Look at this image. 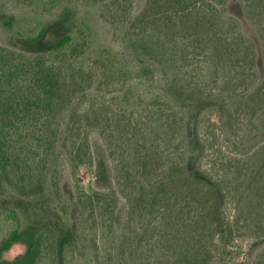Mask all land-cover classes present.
I'll return each instance as SVG.
<instances>
[{
	"label": "rangeland",
	"instance_id": "1",
	"mask_svg": "<svg viewBox=\"0 0 264 264\" xmlns=\"http://www.w3.org/2000/svg\"><path fill=\"white\" fill-rule=\"evenodd\" d=\"M232 1L215 19L220 31L230 14H241L238 7H232ZM145 2L127 0L122 9L115 11L103 0H0V47L22 45L18 36L4 26L2 14H14L24 29H31L53 19L70 3L79 17L85 18L84 26L91 31L95 52L112 53L117 73L110 88L94 87L92 97L100 102L106 97L112 101L111 108L123 111L128 120L144 115L148 105L154 108L175 93L167 88L176 71L174 63L181 61L183 49L193 51V44L194 67L186 66L182 73L190 75L179 85L204 88L209 94L218 90L201 116V125L207 148L203 165L220 180L219 194L223 198L215 201L208 190L192 189L177 199H162L153 210H142L143 204L130 202L117 186L113 161L99 130L90 131L93 163L76 167L63 157H46L39 134L18 122L14 160L17 169L28 174L26 183L33 196L14 187L11 189L16 193L12 195L11 178L0 175V239L11 226L6 210H2L7 204L19 210L25 222H32L42 209L82 226L83 238L67 264H264V93L258 99L248 96L263 79V72L252 79L248 88V84L244 86V75L228 59L222 64L217 86L216 70H209L204 62V42L188 41L185 36V46H177L176 51L169 50L162 56L137 46L128 34L127 20L137 15ZM239 31L257 34L258 45L264 42V5L259 0L254 19L245 22ZM167 41L174 45L173 37ZM142 64L155 71L154 78L145 74ZM150 131L153 137L165 138L171 150L176 147L167 133L158 128ZM54 169L58 192L52 186ZM113 190L117 198L106 209L95 201L88 202L87 207L86 203H77L84 192ZM25 250L26 243L17 242L2 258L12 260ZM48 259L46 255L40 264H51Z\"/></svg>",
	"mask_w": 264,
	"mask_h": 264
},
{
	"label": "trees",
	"instance_id": "2",
	"mask_svg": "<svg viewBox=\"0 0 264 264\" xmlns=\"http://www.w3.org/2000/svg\"><path fill=\"white\" fill-rule=\"evenodd\" d=\"M259 1L264 5V0ZM126 2L103 0L115 11ZM228 3L229 0H146L142 10L127 20L128 34L137 46L161 56L185 46V36L188 41L204 42V62L209 70H216L217 86L222 64L228 59L244 75V86L248 84V88L252 79L263 72V79L248 93L258 99L264 93V42L258 45L257 34L239 31L245 22L254 19L257 0H233L232 7H238L241 14H230L224 22L227 28L220 31L215 19L221 17ZM1 21L22 44L18 48L0 47V95L4 94L0 97V175L11 178L10 190L14 187L33 196L26 183L28 174L21 173L14 160L19 122L39 134L46 157H63L76 167L93 163L90 131L99 130L113 161L117 186L130 202L143 204L142 210H153L162 199H177L192 189L208 190L215 201L223 198L219 194L220 180L203 165L207 148L201 125V116L218 90L209 94L204 88L179 85L190 75L182 73L186 66L194 67L193 44V51L183 49L181 61L174 63L176 71L167 88L175 93L154 108L148 105L147 112L137 119L127 120L123 111L111 108L112 101L106 97L102 102L92 97L94 87L110 88L117 73L112 53L95 52L91 31L84 26L85 18L79 17L70 3L35 28L24 29L14 14H2ZM170 37L174 45L168 43ZM143 68L146 75L154 78V70L146 64ZM155 128L167 133L176 147L171 150L165 138L153 137L150 129ZM54 174L55 169L52 186L58 192ZM15 193L12 190V195ZM115 198V190L84 192L77 203H86L87 207L88 202L95 201L106 209ZM6 206L2 210H6L11 226L0 239V264H40L46 255L51 264L68 263L83 238L82 226L42 209L32 222H25L19 210ZM17 242L26 243L25 252L12 260L3 259V253Z\"/></svg>",
	"mask_w": 264,
	"mask_h": 264
}]
</instances>
